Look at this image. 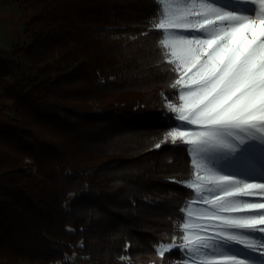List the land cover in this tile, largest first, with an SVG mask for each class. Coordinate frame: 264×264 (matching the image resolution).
<instances>
[{"label":"trees","instance_id":"trees-1","mask_svg":"<svg viewBox=\"0 0 264 264\" xmlns=\"http://www.w3.org/2000/svg\"><path fill=\"white\" fill-rule=\"evenodd\" d=\"M15 1L31 41L0 53V264H187L198 169L163 0Z\"/></svg>","mask_w":264,"mask_h":264},{"label":"snow or ice","instance_id":"snow-or-ice-1","mask_svg":"<svg viewBox=\"0 0 264 264\" xmlns=\"http://www.w3.org/2000/svg\"><path fill=\"white\" fill-rule=\"evenodd\" d=\"M185 5V11L172 23L176 27H184L190 23L188 16L201 15L202 19L197 21L200 28L178 32L176 35L185 44L194 42L207 49L204 59L198 58V49L194 51L186 48L181 52V59L185 62L192 60L194 55L198 61L194 65L198 91L192 100L193 111L189 124L200 122L202 130L198 133L199 141L195 143L193 150L200 153L201 158L211 167L216 168L236 159L231 153L239 145L245 144L246 139L264 141V4L259 11L262 18L257 20L235 14L250 11V15H257L254 0L252 3L247 0H207L198 5L185 0ZM210 17L219 18L220 25L213 26L218 27L223 35L210 33L205 28V25L211 23ZM163 27L161 23L160 28ZM184 37H192L193 40H183ZM187 95L192 96L193 93L189 91ZM180 118L188 119L183 114ZM250 144L264 147V142L247 145ZM218 170L222 172L223 167ZM232 176L229 173L217 177L212 191L218 203L209 212L210 215L237 208L239 201L221 200V196L227 197L238 191ZM244 187L264 189V183H249ZM245 208L252 211L243 217L219 216L222 227L214 238L202 240L192 248L187 245L177 246L176 251L184 259L189 258L184 255L186 250L192 254L203 252L204 255L215 258L207 264H244L243 260L224 252L221 245L225 242L243 243L255 249L254 244L238 239L237 234L229 231L245 230L239 235L248 232L264 234V202L248 203ZM218 253L221 254L219 257ZM160 254L163 256L164 252L161 251Z\"/></svg>","mask_w":264,"mask_h":264},{"label":"rangeland","instance_id":"rangeland-1","mask_svg":"<svg viewBox=\"0 0 264 264\" xmlns=\"http://www.w3.org/2000/svg\"><path fill=\"white\" fill-rule=\"evenodd\" d=\"M192 3L199 4L200 2H207V0H191ZM247 2L252 3V0H247ZM164 7L166 10V36L164 44L169 53V60H175L181 63V69L183 75L179 80V86L181 88L183 99L185 100L186 108L180 113L178 119V126L174 132L176 138H183L190 144L191 154L194 159V164L198 169V177L192 182L194 186L199 191V200L192 201V207L190 208L191 224L187 227V230L191 233V248L196 246L200 241L214 238L220 231L222 227L221 220L219 216H227L230 218H239L248 215L250 211L245 208L248 203H258L264 202V191L263 189H248L245 188V184H260L264 183V147L256 144L249 143H262L259 139L253 140L248 138L245 140V144L236 147L235 151L231 153L234 160H230L227 163L218 165L216 168L211 167L206 161L201 158V154L194 151L195 143L199 141L198 133L202 130V124L200 122L189 124V120L192 119L191 108L192 100L197 94V77L195 73L194 65L197 64V58L194 55L193 59L185 62L181 59V52L183 49L192 48L194 51L199 50L198 58H206L207 49L202 45H197L194 42L191 44H185L182 42L181 38L177 37L176 33L195 30L200 28V24L197 21L202 19L201 15H190L187 19L190 21L189 24L184 27H176L172 23L175 21L178 15L185 11V0H163ZM264 0H254V7L257 9V15H250V11H244V16H248L250 19L257 20L262 17L259 16V11L261 9ZM219 6V5H217ZM224 11H231V9H223ZM27 15L19 8L15 0H0V53L10 58V51H14L18 48L19 44H28L31 38L25 34ZM211 23L205 25V28L210 33H216L218 35H223L218 27L213 25H220L219 18L210 17ZM183 40L192 41V37H184ZM25 77L33 76V72L24 67ZM11 81L18 83L21 81V76L12 77ZM191 91L192 96H188L187 93ZM169 109L168 104L164 105V110ZM8 112L13 114V112L7 108ZM181 114H183L188 119H181ZM187 125V127L185 126ZM219 167H223V171H219ZM233 174L232 179L236 182L237 189L233 195L221 196L223 199H231L239 201L237 208L234 210H226L222 213H216V215H210L209 212L215 207L216 201L213 195V189L217 182V177L219 175ZM256 211H259L258 209ZM233 234L238 235V239L244 240L247 243L255 245V249L249 248L243 243H230L225 242L221 245L224 252L230 253L236 256L237 259L243 260L244 264H253L254 256L256 257V252L263 251L264 248V234H258L255 232H248L245 235H239V233L245 230L232 229L229 230ZM175 245H171L170 248H174ZM221 254L218 253L219 257ZM187 264H207L208 261L215 259L208 257L203 254V252L192 254L188 256ZM74 264H89L83 258L75 255L72 257ZM260 264H264V255L259 259ZM224 264H230V262H224Z\"/></svg>","mask_w":264,"mask_h":264},{"label":"bare ground","instance_id":"bare-ground-1","mask_svg":"<svg viewBox=\"0 0 264 264\" xmlns=\"http://www.w3.org/2000/svg\"><path fill=\"white\" fill-rule=\"evenodd\" d=\"M235 14L244 16V11L237 12ZM263 191H264V189H263ZM262 250L263 251H259V252H256V250L254 251L256 254V257L254 256L253 264H260L259 259H260V257H262L264 255V248H262Z\"/></svg>","mask_w":264,"mask_h":264}]
</instances>
